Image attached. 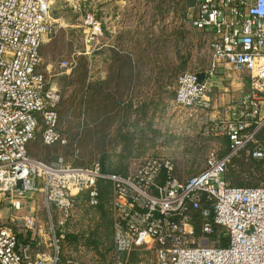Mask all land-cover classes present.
Listing matches in <instances>:
<instances>
[{
  "label": "built area",
  "instance_id": "built-area-1",
  "mask_svg": "<svg viewBox=\"0 0 264 264\" xmlns=\"http://www.w3.org/2000/svg\"><path fill=\"white\" fill-rule=\"evenodd\" d=\"M52 2L0 0V202L13 207L11 221L20 219L27 233L36 232V212L21 213L35 191L70 218L77 196L88 190L96 203L97 183L105 181L113 189L116 251L145 248L156 264H264V183L240 187L226 179L231 160L249 146L254 158H264V0H195L191 23L210 34L212 64L201 80V72L178 76L175 102L221 114L218 129L230 145L223 155L211 150L204 167L187 178L162 156L147 157L122 175L99 162L48 163L30 155L38 133L46 145L67 142L60 130L62 94L40 70L41 47L57 28ZM74 8L82 10V3ZM84 25L87 43L101 34L93 15ZM71 65L63 60L59 68ZM221 65L249 78L244 96L222 108L208 97ZM0 264L47 261L0 221Z\"/></svg>",
  "mask_w": 264,
  "mask_h": 264
},
{
  "label": "rangeland",
  "instance_id": "rangeland-1",
  "mask_svg": "<svg viewBox=\"0 0 264 264\" xmlns=\"http://www.w3.org/2000/svg\"><path fill=\"white\" fill-rule=\"evenodd\" d=\"M81 3L82 10H75L63 3L64 12L61 13L63 17L59 23L57 21L56 33L51 37L52 40L41 47L40 70L47 72L49 82L62 94L60 129L67 142L46 145L38 133L28 145L30 155L48 163L55 162L59 158L78 166L99 162L102 168L104 165L107 172L121 171L122 175L132 172L147 157L162 156L170 158L175 163L176 171L181 178L198 173L204 167L211 148L221 145L217 150L219 153L226 148V141L222 137L225 135L220 134L218 129V125L223 121L221 114L212 110H205V114L196 115V112L190 114L189 109L194 108L186 107L181 108L183 113L169 112V105L166 106L161 102H163L162 98L167 96V90L164 89L167 80L171 85L170 95L171 93L173 95L174 83L176 79L178 80V75L188 71L207 70L211 65V52L206 48V44L203 45L205 43L202 41L203 36L201 35L200 52H155V50L134 52L135 65L147 67L146 72L141 75V80L143 76L146 79L145 89L128 90V81L125 77L115 89L110 76L106 77L105 81L101 79L102 76H107L105 58L109 56V52L103 54L99 52V35L92 42L87 43L84 33L83 18L91 14L99 21V5L89 2L85 8L84 2ZM55 6L56 3L53 1L52 13L57 19ZM121 59L119 63L123 65L129 63L126 57L121 56ZM63 60L72 62L68 70L59 68V63ZM49 64H51L50 68ZM220 82H222L220 87L226 86L224 81L220 80ZM213 84L217 85H211L208 90V97L211 100H215L223 91L218 87V79ZM113 98H120L124 105L112 106L110 102ZM132 99L136 101V108L127 103ZM149 101L150 103H147ZM213 114L215 115L212 116ZM213 126L216 127L217 132L211 135L209 132ZM249 151L250 146L240 152L230 166L237 168L238 162L249 163ZM243 178L250 180L244 175ZM229 181L231 182L230 179ZM104 183L108 185H104L103 191L99 187V204L101 203L99 215L103 212L109 214L114 223L113 189L108 182L104 181ZM45 202L43 194L35 191L29 193L24 203V210L34 204L33 211L39 215V227L35 232L37 239H40L41 234L42 238L46 235L51 236ZM83 208L84 206L81 208L76 202L70 218H61L62 215L58 212V220L63 225L55 224L56 231L64 237L77 236L76 238L69 236L63 242L64 252H67L66 256L70 262H65L66 264H85V262L156 264L152 251L145 248L122 253L125 258L117 253L120 258L116 255L110 260L105 252L110 243L109 222L107 220L103 222L99 218L98 237L97 233H94L96 221L92 217H84ZM13 210L10 203L0 202V221L5 225H11L22 238H27L28 233L22 226V220L11 221ZM41 224L44 225L43 228ZM39 229H42L41 233ZM97 245L99 252L90 248Z\"/></svg>",
  "mask_w": 264,
  "mask_h": 264
},
{
  "label": "crops",
  "instance_id": "crops-1",
  "mask_svg": "<svg viewBox=\"0 0 264 264\" xmlns=\"http://www.w3.org/2000/svg\"><path fill=\"white\" fill-rule=\"evenodd\" d=\"M56 3L54 7L57 21L58 23L62 20L63 17L61 13L63 3L67 6L74 8V4L76 1L84 2L83 5L85 8L87 7V3H95L99 5V21L101 22V34H99V52L102 54L104 52H109V56H106L105 68L107 69V76H102V81H105V78L112 79L113 88L117 89L120 86V80L125 77L128 81V90H137V89H145V78L141 80V75L146 72L147 67L145 65H135L136 59L134 58V52H200L201 45V35L203 36L202 41L207 45L206 48H210V34L206 31L199 30L194 27L191 23L190 14L192 13V9L195 3V0H53ZM86 1V2H85ZM84 8V9H85ZM72 10V8H71ZM76 10V9H75ZM73 11V10H72ZM74 12V11H73ZM84 19V18H83ZM84 25V23H83ZM61 26V25H60ZM88 29L84 25V33ZM52 38H47L45 43H48ZM42 52V50H41ZM40 52V53H41ZM111 52V54H110ZM121 56L126 57L129 63L127 65H123V63H119ZM43 61H45L43 59ZM211 64H212V52H211ZM119 63V64H118ZM49 68L51 64L48 65ZM211 66V65H210ZM208 67V69L210 68ZM48 68V69H49ZM207 69V70H208ZM106 71V70H105ZM105 71L103 73L105 74ZM192 72H201L203 74V78L205 77L204 72L202 71H192ZM127 74V76H124ZM150 75V74H149ZM179 76V75H178ZM151 78V77H150ZM218 79V87L223 91L217 95V98L214 101L221 108L226 106L227 104L240 100L244 94L249 90V78L244 73H238L236 71L225 69L223 65L219 67L218 73L213 76L212 81L215 83ZM149 80V79H147ZM224 81L226 86L220 87V84ZM170 81H166L164 89L167 90V96L162 98L163 102L166 106L169 105V112H179L183 113V110L175 104L176 102V86L177 79L174 85V93L170 95V87L168 84ZM172 84V83H171ZM212 85H217L213 84ZM163 87V86H162ZM170 91V92H169ZM118 101H121L120 98H113L110 102L112 106L116 105ZM129 101V100H128ZM131 101V102H130ZM129 105L136 108V101L133 99L130 100ZM108 102V99H107ZM107 102L105 104H107ZM104 103V102H103ZM145 103V102H144ZM143 103V104H144ZM147 103H150L147 102ZM146 103V104H147ZM123 104V103H122ZM190 114L195 113H206L204 109L194 108L189 109ZM213 112V111H212ZM213 114L212 116H214ZM103 116L102 119H104ZM185 114L183 115V118ZM188 117V116H187ZM187 120L189 118H186ZM173 123V121H172ZM61 130V129H60ZM211 131V130H210ZM211 135L214 133L209 132ZM225 141H227L226 148L219 153L221 155L225 154L229 150L230 142L227 136H222ZM221 146V145H220ZM214 147L210 150H219L221 147ZM29 147V146H28ZM252 146L250 147V149ZM209 150V151H210ZM250 153V151H249ZM253 157V156H252ZM258 159V158H257ZM264 159V158H260ZM194 166V165H193ZM184 178V177H183ZM187 178V177H186ZM105 184L103 181H98L97 190L99 193L100 190L103 191ZM105 190V189H104ZM104 193L101 194L103 196ZM44 196V195H43ZM29 197V196H28ZM78 200V201H77ZM92 196L90 192L83 191L81 192L77 198L76 202L79 206L83 208L86 218H94L96 221V226L94 229V233H97L99 237V218L106 222H109V247L105 249L110 260L114 256L122 255L121 252L116 251L115 243H114V223L109 214L105 212L100 213L99 215V194L96 198V203H91ZM46 212L49 215V234L51 236H45L37 239L35 236V232H28L27 238H22L20 235V240L22 243H29L31 247L32 254L36 257H44L47 261V264H66L65 262H69L68 257L66 256L67 252H64L63 242L65 238L69 236H62L60 232L56 231V225H63L60 220H58V212L59 210L52 204L48 205L45 202ZM29 208V209H28ZM105 208V207H104ZM95 209V210H93ZM34 210V204L32 206L26 208V210H22L21 213L25 214ZM82 210V211H83ZM94 211L93 213L91 211ZM39 214V213H38ZM62 218V216H61ZM39 220V215H38ZM56 221V222H55ZM42 228L44 227L43 224ZM42 229H40V233ZM93 233V232H91ZM58 235V236H57ZM62 236V237H61ZM72 237H77L73 235ZM60 243V247H59ZM62 244V248H61ZM61 248V249H60ZM88 248V247H87ZM93 251L99 252V246L90 247ZM88 248V251H90ZM80 253H82L80 251ZM118 253V254H117ZM120 258V256H118ZM75 258V257H74ZM123 258V259H124ZM67 260V261H66ZM85 264H90V262H85Z\"/></svg>",
  "mask_w": 264,
  "mask_h": 264
},
{
  "label": "trees",
  "instance_id": "trees-1",
  "mask_svg": "<svg viewBox=\"0 0 264 264\" xmlns=\"http://www.w3.org/2000/svg\"><path fill=\"white\" fill-rule=\"evenodd\" d=\"M122 103H123L122 100L118 101V103H116L114 107H119L120 105H122ZM60 120H61V112H60ZM248 157H249L250 162L249 163L238 162L240 167L237 165V168L235 166H230L232 160L235 157L231 160V162L229 163L227 172H226V179L228 181L229 179L231 180V182L229 181L230 184L235 185V186H240V187H255V186H259L262 183H264V159L254 158L252 157L251 154ZM103 170L104 171L107 170L104 168V165H103ZM115 173L122 174L123 172L119 171ZM243 175L249 177L250 180L249 179L245 180L243 178ZM234 176H237L236 177L237 179L234 178ZM238 177H240V179H238ZM68 236L71 237L72 235H68Z\"/></svg>",
  "mask_w": 264,
  "mask_h": 264
},
{
  "label": "water",
  "instance_id": "water-1",
  "mask_svg": "<svg viewBox=\"0 0 264 264\" xmlns=\"http://www.w3.org/2000/svg\"><path fill=\"white\" fill-rule=\"evenodd\" d=\"M199 79H203V74H199Z\"/></svg>",
  "mask_w": 264,
  "mask_h": 264
}]
</instances>
